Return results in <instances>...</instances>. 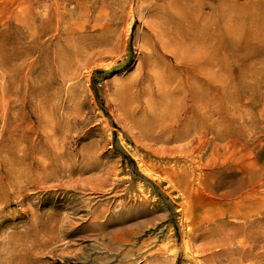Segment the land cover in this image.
Instances as JSON below:
<instances>
[{
  "label": "rangeland",
  "instance_id": "1",
  "mask_svg": "<svg viewBox=\"0 0 264 264\" xmlns=\"http://www.w3.org/2000/svg\"><path fill=\"white\" fill-rule=\"evenodd\" d=\"M0 264H264V0H0Z\"/></svg>",
  "mask_w": 264,
  "mask_h": 264
},
{
  "label": "bare ground",
  "instance_id": "2",
  "mask_svg": "<svg viewBox=\"0 0 264 264\" xmlns=\"http://www.w3.org/2000/svg\"><path fill=\"white\" fill-rule=\"evenodd\" d=\"M175 4V3H174ZM176 16V12H173V16ZM174 16V17H175ZM39 34H38V44H39V54H40V57L43 58V56L45 55V50L47 48V46L49 45V41L51 40V38L49 37L50 35V20L47 19V18H43V16L40 17L39 19ZM55 54V53H53ZM47 58V57H45ZM41 60V59H40ZM40 63V62H39ZM44 63V62H43ZM41 64V63H40ZM39 65V64H38ZM40 66V65H39ZM41 67V66H40ZM40 69V68H39ZM48 70V69H47ZM144 114H142L143 116ZM146 115V114H145ZM152 117V115H149V117ZM147 116H145V119H146ZM144 118V116H143ZM156 122V121H155ZM155 124V123H154ZM154 130V129H153ZM30 135V134H29ZM25 141V140H24ZM28 142L31 144V147L34 149L35 152H39V148L40 150L41 147L38 148L37 144H34V141L30 138L28 140ZM37 143V142H36ZM39 144V143H38Z\"/></svg>",
  "mask_w": 264,
  "mask_h": 264
}]
</instances>
